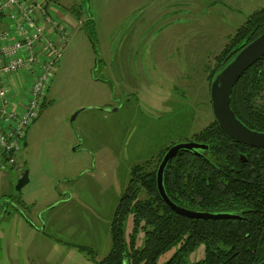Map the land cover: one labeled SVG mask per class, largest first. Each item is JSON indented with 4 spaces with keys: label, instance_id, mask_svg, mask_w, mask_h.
I'll use <instances>...</instances> for the list:
<instances>
[{
    "label": "rangeland",
    "instance_id": "1",
    "mask_svg": "<svg viewBox=\"0 0 264 264\" xmlns=\"http://www.w3.org/2000/svg\"><path fill=\"white\" fill-rule=\"evenodd\" d=\"M263 7L264 0H82L70 7L76 25L68 26L46 104L16 163L0 165V264L103 258L132 165L192 141L214 120L215 56ZM25 171L28 181L17 190ZM131 227L128 216L126 239ZM142 246L140 231L135 247ZM203 256L200 243L184 260Z\"/></svg>",
    "mask_w": 264,
    "mask_h": 264
},
{
    "label": "trees",
    "instance_id": "2",
    "mask_svg": "<svg viewBox=\"0 0 264 264\" xmlns=\"http://www.w3.org/2000/svg\"><path fill=\"white\" fill-rule=\"evenodd\" d=\"M263 30L264 7L253 11L215 56L218 62L209 85L230 59ZM230 107L245 126L264 132V55L233 86ZM191 140L205 143L208 148L200 155L179 150L167 162L162 177L167 196L187 209L240 217L194 219L167 207L156 186V170L166 147L156 157L132 165L110 221L109 251L96 264H157V258L173 245L178 248L164 264H256L264 260V148L231 139L215 119ZM128 216L132 227L126 239L123 224ZM140 231L143 246L136 248ZM200 243L204 244L203 258L186 262L185 255Z\"/></svg>",
    "mask_w": 264,
    "mask_h": 264
},
{
    "label": "built area",
    "instance_id": "3",
    "mask_svg": "<svg viewBox=\"0 0 264 264\" xmlns=\"http://www.w3.org/2000/svg\"><path fill=\"white\" fill-rule=\"evenodd\" d=\"M0 165L12 166L38 118L67 25L44 0H0Z\"/></svg>",
    "mask_w": 264,
    "mask_h": 264
},
{
    "label": "water",
    "instance_id": "4",
    "mask_svg": "<svg viewBox=\"0 0 264 264\" xmlns=\"http://www.w3.org/2000/svg\"><path fill=\"white\" fill-rule=\"evenodd\" d=\"M264 55V30L246 45H244L230 61L214 76L210 83L209 95L211 109L215 121L219 127L231 139L252 147L264 148V132L256 131L245 126L234 114L230 107V95L233 86L241 74ZM208 145L196 141H184L172 144L162 155L156 170V186L163 202L175 213L194 219H233L240 216L234 213L195 211L179 206L174 203L166 194L163 183V171L169 160H171L179 150H188L196 155L200 151L206 150ZM242 161H246L243 155ZM28 181L27 171L19 177L16 189L19 190ZM264 264V260L256 263Z\"/></svg>",
    "mask_w": 264,
    "mask_h": 264
},
{
    "label": "crops",
    "instance_id": "5",
    "mask_svg": "<svg viewBox=\"0 0 264 264\" xmlns=\"http://www.w3.org/2000/svg\"><path fill=\"white\" fill-rule=\"evenodd\" d=\"M51 7L52 15L61 20L68 26L76 25L75 17L69 16L66 11L70 12V7L80 6L82 0H44ZM97 27L96 18L93 19ZM7 19L0 15V32L8 30ZM1 164V163H0Z\"/></svg>",
    "mask_w": 264,
    "mask_h": 264
},
{
    "label": "flooded vegetation",
    "instance_id": "6",
    "mask_svg": "<svg viewBox=\"0 0 264 264\" xmlns=\"http://www.w3.org/2000/svg\"><path fill=\"white\" fill-rule=\"evenodd\" d=\"M199 152H200V150H199ZM201 154V153H200Z\"/></svg>",
    "mask_w": 264,
    "mask_h": 264
}]
</instances>
